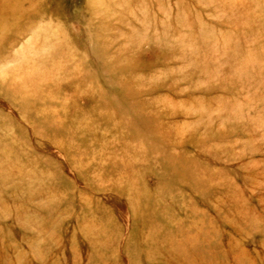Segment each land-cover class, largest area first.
<instances>
[{
	"label": "rangeland",
	"instance_id": "374dc122",
	"mask_svg": "<svg viewBox=\"0 0 264 264\" xmlns=\"http://www.w3.org/2000/svg\"><path fill=\"white\" fill-rule=\"evenodd\" d=\"M3 103L0 264H264V0H0Z\"/></svg>",
	"mask_w": 264,
	"mask_h": 264
},
{
	"label": "bare ground",
	"instance_id": "6f19581e",
	"mask_svg": "<svg viewBox=\"0 0 264 264\" xmlns=\"http://www.w3.org/2000/svg\"><path fill=\"white\" fill-rule=\"evenodd\" d=\"M36 12V11H35ZM57 84H58V82H57ZM57 84H55V85H57ZM134 90V89H133ZM7 105L6 104H0V107H3V108H5ZM57 122V121H56ZM62 124V123H61ZM47 137V136H46ZM167 142H168V138H167ZM126 215V213L124 212V211H120L119 213H117V216L119 217V219H120V221H121V223L122 224H125L126 225V223H127V217L125 216ZM85 235H88V233L87 234H85ZM142 236V235H141ZM85 240H86V242L89 244L92 240L88 237V236H85V238H84ZM140 239V238H139ZM142 239V238H141ZM141 245H142V240H141ZM107 245V243L105 244H103L99 249H102L104 246H106ZM144 245V244H143ZM107 247V246H106ZM150 246H148V248H146V250H143L144 249V247H142V249H140V250H137L136 252L133 250V251H131V252H129V251H127L128 253H130L131 255H133L134 257H137V258H140L141 259V257H142V259L143 260H147L146 259V257H148V259H150V258H152V257H150V254L152 255V252L153 253H156L157 251H158V248H149ZM119 249H121V251H122V253H123V251L124 250H122L123 249V247L121 248L120 246H119ZM125 253H126V250H125ZM144 254V255H143ZM158 256V255H157Z\"/></svg>",
	"mask_w": 264,
	"mask_h": 264
}]
</instances>
